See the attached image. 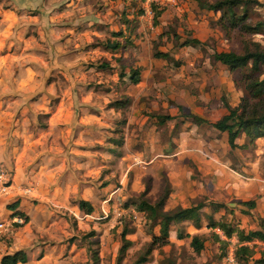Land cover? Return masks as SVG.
<instances>
[{"label":"rangeland","instance_id":"obj_1","mask_svg":"<svg viewBox=\"0 0 264 264\" xmlns=\"http://www.w3.org/2000/svg\"><path fill=\"white\" fill-rule=\"evenodd\" d=\"M107 1L102 7L98 0H0V170L11 182L0 202L21 199L34 223L42 215L52 247L39 264H134L148 246L139 264H264L259 240L247 242L249 254L229 260L234 231L220 236L202 218L198 227L170 222L162 239L159 217L136 207L140 198L154 202L167 190L164 210L169 200L215 201L223 207L202 210L233 229L264 222V137L249 143L241 133L235 140L245 145L230 148L224 131L188 115L213 121L225 102L244 104L249 63L230 69L212 53L242 51L252 42L264 49V0L234 6L236 17L246 16L235 24L227 13L205 8L214 0H162L149 12L144 0ZM109 17L130 24L122 32L135 41L113 35L109 21L94 23ZM258 21V32L241 27ZM191 38L199 41H185ZM107 40L120 45L112 50ZM156 50L167 57L153 56ZM132 69L137 84L127 77ZM263 75L264 63L252 73ZM114 100L125 104L111 106ZM163 114L172 117L160 121ZM201 158L216 168L202 173ZM170 178L186 190L175 194ZM200 186L202 193L190 198L188 191ZM79 196L92 204L90 213L76 206ZM250 198L253 208L239 203ZM5 209L0 204V214H9ZM19 225L5 223V243ZM178 231L200 236L202 248L194 251ZM122 234L130 244L120 252Z\"/></svg>","mask_w":264,"mask_h":264},{"label":"trees","instance_id":"obj_2","mask_svg":"<svg viewBox=\"0 0 264 264\" xmlns=\"http://www.w3.org/2000/svg\"><path fill=\"white\" fill-rule=\"evenodd\" d=\"M249 3H258L257 0H214L211 2L205 3V8L212 9L214 11L221 10L222 14H228V21L230 24L237 23V20H242L245 18V14L239 17H236L232 8L234 6L240 5L246 9ZM159 13V12H158ZM157 12L154 11L153 22L156 21ZM238 18L236 20V18ZM262 22L258 21L255 25L251 26L247 23H242L241 27L249 29L253 32H258L261 28ZM187 42L193 43L198 42L196 38H191L190 40H185ZM252 47L248 45L242 51H233V50H220L214 51L212 57L219 61L222 64H225L228 68L233 69L237 67L248 66L250 74H244L243 90L245 92L244 104L241 106L235 105L230 106L227 102L224 103L226 111L221 114L217 119L213 121H208L202 116L195 113H188L191 117L192 122L209 123L212 127L218 131H224L226 133V141L230 148L236 146H244L245 143L238 144L236 138L243 133L246 136V139L249 143H253L254 139L257 137H264V75L261 78L258 76H252L253 71L259 72L260 65L264 63V49L256 42H252ZM119 46V43L116 41V48ZM154 56H163L167 57V53L161 50H156L153 52ZM102 67H108L106 62L100 63ZM128 77L136 82L138 80L136 69L130 70ZM125 100H114L111 105L114 107H123ZM170 114L159 115L158 118L160 121H163L166 118H171ZM117 143H121V139L116 140ZM146 188H144L140 195H144ZM167 190L162 195H160L154 202L148 201L146 198H140L136 204L137 209L146 212L147 215L152 217H159L158 219V236L162 239L167 237L168 226L170 222H181L184 220L190 221V223L198 227L202 218L206 219V225L209 227H218L225 235L229 236L233 231L236 234V239L238 240L237 245L233 249V257L236 261L239 260V256L249 254L250 250L247 245V242L250 240H259L263 243V248L261 250L260 261L264 262V222H260L259 228L248 229L244 231L240 228L229 227L225 222H217L210 215L202 210V207L206 205L204 201H196L190 203L186 206L177 205L171 209L164 210L162 208L164 200L167 196ZM18 201L14 200L7 205L13 209L11 214L19 215L23 218V221L27 219V215L19 210L15 209ZM239 203L246 206L247 208H253L255 205V200L244 199L239 200ZM77 207L82 210L84 213H90L92 211V204L83 198H79L76 201ZM211 209L214 211L217 208L223 207L222 202L210 201L208 202ZM183 235L189 236V243L194 251H199L202 248V240L197 234H188L177 232V237H182ZM122 236V243L119 247V251L122 252L129 244L130 241ZM148 246L143 255L136 259L134 264H139V262L145 260V256L150 251ZM26 260V253L23 249H17L10 253H5L0 256V264H17L18 262H24Z\"/></svg>","mask_w":264,"mask_h":264},{"label":"crops","instance_id":"obj_3","mask_svg":"<svg viewBox=\"0 0 264 264\" xmlns=\"http://www.w3.org/2000/svg\"><path fill=\"white\" fill-rule=\"evenodd\" d=\"M98 1H101L100 3H101V5H102V7L108 2L107 0H98ZM109 1H116V0H109ZM116 2H118V1H116ZM22 5H24V4H20V5H18V7H22ZM123 9V8H122ZM129 10V9H128ZM122 12H123V10L121 11V14H122ZM100 14H101V12H100ZM95 15H97V14H94L93 16H95ZM125 16L127 15V14H124ZM159 15V14H158ZM138 17V16H137ZM112 19H113V17H109V19L108 20H106L104 23H100V21H101V19L99 20H97V18H95L94 19V23L98 26V28H100V26H102V25H104V24H107L108 23V21L110 22V23H108V26L107 27H109V29H110V31H113V30H115V29H117L116 31H114L113 32V35H117V36H119V35H121L123 38H127L126 40L127 41H132V37L134 38L135 37V34L134 35H131L130 36V33L128 32V34L127 35H124L123 34V32L124 31H126V29H128V31H129V28H130V24H126L124 21L123 22H120V21H118V20H115L116 21V23H114V22H112ZM155 24L156 23H158V21H157V17H156V21L154 22ZM126 24V25H125ZM129 26V27H128ZM128 27V28H127ZM114 28V29H113ZM138 27H136V29H137ZM123 31V32H122ZM108 41V40H107ZM134 41H135V38H134ZM118 42V41H117ZM116 43V42H115ZM119 43V42H118ZM119 45H120V43H119ZM106 46H107V44H106ZM108 47V46H107ZM110 47V46H109ZM118 47V46H117ZM116 47V48H117ZM112 48V50H115L116 48H113V47H111ZM162 51V50H161ZM153 54V53H152ZM154 56V55H153ZM103 68H105V69H107L106 67H103ZM127 77H128V75H127ZM137 77L139 78V73H137ZM129 78V77H128ZM130 79V78H129ZM130 81L132 82V83H135V84H137V81L136 82H133L131 79H130ZM111 106H113V105H111ZM194 123V122H193ZM196 124V123H195ZM257 139H259V137H257L255 140L257 141ZM254 140V141H255ZM237 142V141H236ZM239 144V143H238ZM200 162H197L196 163V168L198 169V170H200L202 173H205V172H207V170H213L214 168H216L215 167V165L211 162V160H209V159H206V158H201L200 160H199ZM207 168V169H206ZM230 170L232 171V172H235L236 173V171L235 170H233V169H231L230 168ZM237 174V173H236ZM193 180H195L194 178H193ZM170 184H171V186L172 187H174V192H175V194H181L180 193V191H181V189H182V187L186 190V188H185V186H183V185H181L180 184V182L178 183V182H175L176 180H174V179H172V178H170ZM199 184L201 185V182L199 181ZM174 185V186H173ZM204 185L206 186V184L204 183ZM239 184H237V182H236V184L234 185V187L235 186H238ZM231 187H233V185L231 186ZM116 189L114 188V189H112V191H115ZM201 191H203V189H201V186L199 187V188H191V190H189L188 191V193H190V198H192V197H194L195 198V196H198V195H200L202 192ZM207 193H209V192H207ZM177 194V195H178ZM79 198H83V199H85L84 198V196H79L78 198H77V200L79 199ZM109 197H107V198H105V199H103V200H106V199H108ZM14 200H17L18 201V203H17V205H16V207H15V209H19V210H21L22 211V208H21V199H19V198H16V199H13V200H11L10 202H8V201H4V202H0V204H4L5 203V205H6V209H5V211H6V213H9V214H0V219H4V220H9L13 215H15V214H11V212L13 211V209H11L7 204L8 203H11L12 201H14ZM76 200V201H77ZM179 200V199H178ZM192 200V199H191ZM244 200V199H243ZM76 201H75V204H76ZM172 202L174 203V204H172ZM178 202H180L179 204H177ZM190 204V202H188V203H185L184 201H181V200H179V201H177V200H169V206L171 207V208H173V207H175V205L177 206V205H180V206H186V205H189ZM163 205H164V203H163ZM76 206H77V204H76ZM205 206H208V204H206V205H204L203 207H205ZM163 207V206H162ZM202 207V208H203ZM24 209H28L27 207H25ZM139 210V209H138ZM142 211V210H141ZM23 212V211H22ZM30 212V211H29ZM29 212H23L24 213V215H27V219L25 220V221H23V222H21L20 224H21V226L19 225V226H17V227H15V230L13 231V230H11L10 232H8V233H6V237L8 236V235H10L11 237H12V242H7V243H5L4 241H3V238L1 237L2 235H4V233L5 232H3V230H9L8 228H3V227H1L0 228V256L2 255V254H5V253H10V252H12V251H14V250H17V249H23L24 251H25V253H26V260L24 261V262H18L17 264H39L40 262H41V260L44 258V256H45V254H46V250H47V247L48 246H50V242H51V240H46V239H44L45 237H46V232L45 231H43V230H41V228H40V226H41V224H40V221L42 220V215L41 214H39V216H40V218H39V221H37V222H33V219H32V215H30L31 214V212H30V214H28ZM1 213H3V211L1 210ZM34 213V212H33ZM185 221V220H184ZM170 224V223H169ZM39 227V228H38ZM43 231V232H42ZM42 238V239H41ZM19 239H21L20 241H25V243H22V242H18L19 241ZM60 246H62V244L60 245ZM50 247H52V246H50ZM64 247V249H65V245L63 246Z\"/></svg>","mask_w":264,"mask_h":264},{"label":"built area","instance_id":"obj_4","mask_svg":"<svg viewBox=\"0 0 264 264\" xmlns=\"http://www.w3.org/2000/svg\"><path fill=\"white\" fill-rule=\"evenodd\" d=\"M162 0H144V8L145 10L149 9L148 6L151 5V3H160ZM151 9L147 10L149 12ZM11 186L10 178L4 174L3 171L0 170V195L6 194L9 192V188ZM26 192H28V189H25ZM11 222H17L21 223L23 222V218L19 215H13L9 220L0 219V228L5 225V223H11ZM217 233L220 234V236H224L223 232L218 228L214 227ZM227 258L229 260H233V248H229V251L227 253Z\"/></svg>","mask_w":264,"mask_h":264},{"label":"water","instance_id":"obj_5","mask_svg":"<svg viewBox=\"0 0 264 264\" xmlns=\"http://www.w3.org/2000/svg\"><path fill=\"white\" fill-rule=\"evenodd\" d=\"M106 44H107V46H110V47L115 46V42H109V41H108Z\"/></svg>","mask_w":264,"mask_h":264}]
</instances>
